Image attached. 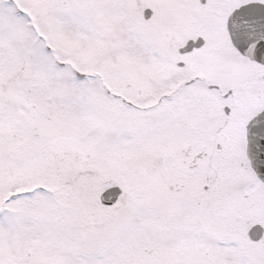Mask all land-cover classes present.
<instances>
[{
  "label": "rangeland",
  "instance_id": "374dc122",
  "mask_svg": "<svg viewBox=\"0 0 264 264\" xmlns=\"http://www.w3.org/2000/svg\"><path fill=\"white\" fill-rule=\"evenodd\" d=\"M186 1L0 0V264H264L244 129L264 100L250 75L225 115L229 73L204 69L240 62L222 19L182 30L206 44L177 90L155 26Z\"/></svg>",
  "mask_w": 264,
  "mask_h": 264
},
{
  "label": "water",
  "instance_id": "95a60500",
  "mask_svg": "<svg viewBox=\"0 0 264 264\" xmlns=\"http://www.w3.org/2000/svg\"><path fill=\"white\" fill-rule=\"evenodd\" d=\"M151 10L145 11V16L150 17ZM229 30L234 44L244 54L264 63V5L251 3L236 10L229 20ZM204 41H189L182 52L191 51L200 47ZM247 155L258 177L264 182V110L257 114L247 126ZM122 189L111 186L103 191L101 200L104 204H114ZM253 240H259L264 235L261 224L253 225L249 232Z\"/></svg>",
  "mask_w": 264,
  "mask_h": 264
},
{
  "label": "flooded vegetation",
  "instance_id": "af4514ba",
  "mask_svg": "<svg viewBox=\"0 0 264 264\" xmlns=\"http://www.w3.org/2000/svg\"><path fill=\"white\" fill-rule=\"evenodd\" d=\"M208 1L209 0H205L204 2L202 0H194V2L190 3L189 5H185L184 7H181V6L177 7L175 11V19L177 21L176 24H181L185 22L186 24L191 25L192 23L190 24V21L195 20V19L199 20L200 23L204 22L205 24L207 22H210L211 20L225 19V16H226L225 9H220L219 7H216L213 3L208 2ZM243 1L245 2L247 0H233L231 2L233 6L231 7L230 10L232 11L234 8L244 3ZM224 2H226V0H224ZM163 37H164V40L166 41L167 37L165 36ZM196 37H199V35L193 38H196ZM239 57H241V59L243 58L242 55ZM175 61L177 64L179 63L178 56ZM248 63L251 65L253 69L262 70L261 72L259 70L257 74H258V77L260 79L262 78L264 81V65L257 63V62H252V61H248ZM174 69H194V67L188 66V65H183V66L179 65V66H176ZM204 69H211V67H207ZM212 69H223V67H212ZM231 92L232 90H230V93ZM225 98L227 97L225 96Z\"/></svg>",
  "mask_w": 264,
  "mask_h": 264
}]
</instances>
